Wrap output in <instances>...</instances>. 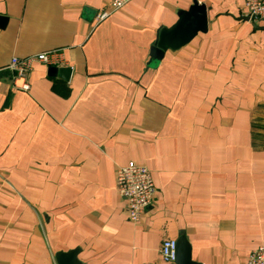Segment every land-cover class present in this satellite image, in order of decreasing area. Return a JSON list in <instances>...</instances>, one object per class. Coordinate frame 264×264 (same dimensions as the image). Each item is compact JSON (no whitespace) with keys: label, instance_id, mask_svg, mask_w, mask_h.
<instances>
[{"label":"crops","instance_id":"obj_1","mask_svg":"<svg viewBox=\"0 0 264 264\" xmlns=\"http://www.w3.org/2000/svg\"><path fill=\"white\" fill-rule=\"evenodd\" d=\"M111 1L0 0V264H169L183 236L193 262L247 264L264 246V22L244 0H132L96 25ZM195 1L207 33L149 67ZM53 52L70 79L37 63L19 89L11 60ZM130 162L156 187L137 223L117 191Z\"/></svg>","mask_w":264,"mask_h":264},{"label":"built area","instance_id":"obj_2","mask_svg":"<svg viewBox=\"0 0 264 264\" xmlns=\"http://www.w3.org/2000/svg\"><path fill=\"white\" fill-rule=\"evenodd\" d=\"M130 1L132 0H112L108 10L96 14L95 24L98 25L105 21L112 13L119 11ZM244 13L250 22H264V0H244ZM37 63L48 67L65 66L58 52L41 53L24 59L15 57L11 60L9 70L15 73L14 79L19 89L29 90L27 78ZM18 81L21 84H18ZM116 181L118 194L126 201L129 220L133 223L141 221L145 213L153 207L156 199V187L152 173L146 166L130 162L118 169ZM176 247V241L163 242L160 252L165 263H175ZM247 264H264V246H259L249 254Z\"/></svg>","mask_w":264,"mask_h":264},{"label":"water","instance_id":"obj_3","mask_svg":"<svg viewBox=\"0 0 264 264\" xmlns=\"http://www.w3.org/2000/svg\"><path fill=\"white\" fill-rule=\"evenodd\" d=\"M208 19L207 8L197 1L188 10L180 11L178 21L170 28H162L157 40L151 49L149 67L155 68L163 61L168 51H176L188 45L198 34L207 33ZM72 69L50 68L49 75L60 77L65 81L70 79ZM78 250L69 253H58L56 260L58 264H80L77 255ZM176 264H198L192 261L191 248L186 237L177 241Z\"/></svg>","mask_w":264,"mask_h":264},{"label":"trees","instance_id":"obj_4","mask_svg":"<svg viewBox=\"0 0 264 264\" xmlns=\"http://www.w3.org/2000/svg\"><path fill=\"white\" fill-rule=\"evenodd\" d=\"M259 110H264V106H260ZM258 113L252 123L253 144L255 147L264 148V114Z\"/></svg>","mask_w":264,"mask_h":264}]
</instances>
